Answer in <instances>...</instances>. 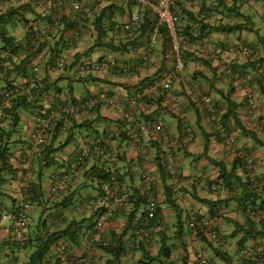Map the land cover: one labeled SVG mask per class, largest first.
Returning a JSON list of instances; mask_svg holds the SVG:
<instances>
[{"label": "trees", "instance_id": "16d2710c", "mask_svg": "<svg viewBox=\"0 0 264 264\" xmlns=\"http://www.w3.org/2000/svg\"><path fill=\"white\" fill-rule=\"evenodd\" d=\"M217 2V6L224 4L222 0ZM235 2L236 3H233L228 9L229 12L227 14H229V16L227 18L225 16V19L227 20L226 22H224L225 20H218L217 22L212 20L211 16L214 11L218 10V8L214 9L212 7L211 10L209 6L205 4L201 5L202 1L198 3V0H179L172 4L173 12L180 17L178 31L181 38L182 57L183 60H185L184 71L192 67V75L185 76L186 72L183 71V73L177 75L175 79H173L171 82V88L173 84L178 81V84L181 85V88H183L182 92L177 90L172 92V94H175L176 97L183 96L185 94V98L187 99L185 102L187 104L182 106L183 110L179 115L180 118L175 117L178 122L177 132H171L169 130V126H166L164 122L151 123H160L167 132L170 142H175V140L178 142L176 151L181 149L180 144L184 140H186V142H191L195 138L196 129H200L203 131V135L205 137L204 152L206 153L208 149L209 137H207V133L205 132V123L207 126L209 125L213 130H215L220 138H223V134L226 135V138L229 137L228 133H231L230 128H232V125L236 126L237 128L240 127L243 133L247 131L245 128H242L240 124V119L237 117V105L232 100L234 93L232 84L237 82V79L234 78V74H238L240 78L252 76L251 79L258 84L259 92L264 95V71L260 68L264 65V60H261L260 62L258 61L257 63L252 61L256 56V49L253 46H247V48L251 50L252 53L250 55L246 54L248 60L240 65L234 61L230 64L223 61L225 53L229 52L230 50H233L235 55H237L236 47H230V49H228L227 47H222L220 44V46H218L219 42H212L208 45V47H206L207 42L210 41L211 37H213L215 34L220 33L223 35L237 33L241 31V29L245 27L247 23H250V17H243L240 13L241 6L238 5L237 0H235ZM188 3H198L200 6H198V9L195 12L193 10H195L197 6L188 7ZM262 3L264 7V0H262ZM99 4L101 3L96 2L95 4L89 5L93 11L98 7ZM134 6V3L128 4L125 7L115 4H111L109 6L107 5L103 7L93 18L89 17L79 29L77 20L78 14L72 10H70L71 13L66 14L65 11L69 10L66 7H64V9H47L38 0H0V53L5 51L9 54V57L6 59L2 58L0 55V82L3 84V87H0V91L4 89L12 91L11 101L6 106H0V186L2 183H5L8 180L5 177L7 176V173L11 174L13 171H16L14 170V166L10 160L12 156L11 149L14 144L25 142L19 138V135L23 130L21 122L23 121L24 115L29 116L35 114L36 116L37 120L34 126L35 131L32 132L34 142L36 135L34 132L40 129V123L44 120L46 121V117L49 116V109H51V107H46V105L49 103L48 101H51L50 98L54 96L55 98L53 100H55V103L61 104L63 102L59 98V95L63 90V88L59 86V83L65 81V90L66 92H68V90L70 91V93H68L71 96H69L65 102H75L72 96V81L83 83L87 81V77L91 76L90 73H88L86 76L80 77L78 76L77 71L79 67L82 64H85L84 62L87 60H89L90 63H94L91 58L96 50L100 49L108 53H124L128 52V46H131V44H133L138 39H148L152 31V23L147 18V13L142 15V21L138 28L131 30L130 32H124L119 29H115V24L113 22L111 23L110 21L114 16L117 19H123L124 16H126V13L130 12ZM234 15H239L242 17L243 21L239 22V24L231 23L230 21ZM36 22H40V25L43 24V26L37 25ZM251 26L253 29L254 25L252 24ZM76 30L78 31L77 35L74 34V31ZM17 31H20L19 36H17ZM108 33H110V35H108ZM82 35L95 37V44L90 46L89 49L79 52V50H77V40ZM117 36H119L118 40H120V42L116 45L114 41L116 39L115 37ZM163 47L165 49V54L167 57H169L170 47L165 37ZM219 49L221 50V54L218 55L216 51ZM169 59L171 60V58ZM189 59L193 60L194 63L198 62V66L194 64L191 67L186 66L187 61L189 62ZM262 59H264V56ZM191 60L190 62H192ZM144 63L145 61L142 58L139 59V65H144ZM94 64H96V62ZM163 65H165V67L163 66L159 69V76H162V74H164L169 69L168 66L170 63H165ZM35 68L38 69V72L33 71ZM202 68L210 70L211 73L208 74ZM248 69L250 73L248 72ZM116 70V68L112 69L113 72H116ZM120 70L122 76H127L132 72L131 69H127L125 66H122ZM228 70L230 71V74L228 73ZM210 74H212V79L209 76ZM217 76H219V78H217ZM215 79H222L223 82L227 81L229 88L227 90L215 88V85L212 84ZM91 81L100 83L103 82V80H99L98 78H92ZM185 84L190 89L189 94H186L185 89L187 87ZM171 88L167 92L159 91L152 96L144 97L138 110L142 109L143 107L145 108L146 106H154L155 112L166 110L168 107L165 106L164 102H167V100L170 102L171 98H173V96H170L172 95L171 91H173ZM213 94L219 95L220 99L216 100L214 96H211ZM205 97L208 98L211 109L206 107V101H204ZM172 101L175 100H171V103ZM250 101L253 100H248V105ZM254 105L249 106L252 109L254 108ZM101 106L102 104H99L97 107L90 109L89 112L99 111ZM187 114L194 116L193 124L188 120ZM213 116L215 117V120L211 119ZM147 120H149V116L146 118V121ZM62 121L63 119H58L55 123L51 121L52 123L45 129V136L38 147L41 148L40 153L43 151L46 152L47 150L51 149L50 146H54L53 143L57 137L56 135L62 130H60L58 127L59 124L63 126ZM218 124H221L222 131L217 128ZM70 126V130L77 128L76 121L74 119L71 120ZM189 135H191V138H189ZM120 137L121 136L119 135L118 138ZM68 139L69 137L66 139L67 142L59 145L55 150L61 151L67 145L69 141ZM116 139L117 137L113 138V140ZM122 139L125 141L126 137ZM149 144L150 147L154 149V155L149 156L147 152L144 151V158H142V160L143 162H147L150 160V158L151 160L155 159V165L158 170L159 178L158 182H155V180L152 181V190L156 198L157 192L160 190L162 191L163 204H166L168 208L173 210L175 219L178 218L177 224L175 225V222L171 224V227H174V229H172V232H168L169 236L166 234L168 231L165 230L166 228H164V230H159V226L162 225L160 220L163 218L162 208L159 203L156 214L150 220L149 225L146 228V231H148V236H143L140 239L135 237L133 232L138 227L140 219L146 213V195L142 193V190H140V192L137 186L126 185V175H121L118 169L119 161H121L119 160V154L115 155L111 166L107 162H103L101 158L96 157L100 164L91 168V170L95 169V173L92 172V174L88 175V187L93 186L96 187V190L102 191L104 196L108 199L106 200L108 201V205L114 196L118 197L120 203L111 218L106 217L107 210H105L104 214H102L104 217H106V219H102V216L100 217L98 222L101 221L103 224L101 229H96L98 222H95V224L92 223L89 225L87 230L91 229L90 234L96 233L102 236L105 234V232L101 233L104 227V222L116 219L119 213L124 214L127 223L122 234L116 233L113 230L109 232V236H111V238L113 237V239H116L117 241L114 246L111 244L104 245L105 242L103 241H96L93 243V246L100 250H107V252L109 251L108 253L110 254L112 253L113 257L115 258L114 262L116 264H122L119 261V258L126 252V249L131 252L140 250L144 254L147 253L144 257V260H140L138 264H174V258L171 259V257L173 255V248L178 242L184 251L182 258H180L181 264H186V260H188L187 258L189 255H193L192 260L194 264H199L197 260L198 252H201L204 255L206 264H212V257L225 256L226 254L225 252L217 249L220 247L219 245H222L228 239H235V244L239 251V258L241 260L236 264H245L246 262L251 263L258 260L263 261V246L246 245V242L249 239H254V237H256V234H252L248 230L251 227V224L260 222L261 217H263L261 212L262 208L260 209L259 207H255L254 200L251 203H249L247 200H242L243 206L241 210L243 213H246L248 220L247 228L244 229L248 232L242 233L241 237L240 234H237L240 230L236 232V234L232 233L230 236H226L219 228L220 223L224 218V208L221 205L222 202H225L226 204L231 199L237 198L238 196L236 195V192L239 189L244 191L245 194L248 192H254V189L259 186V180L256 178V176L251 173L246 176L245 180H242L236 174L237 161L233 163L228 171V167L225 163L217 162L207 158V161H209L212 166L217 168V173L214 174L213 177L208 175L207 178H205L204 186L207 194L211 195L214 193L215 191L212 190V185L214 183H218L220 185V189L216 191V193L223 190L226 193L233 195L227 199H221L219 201H213L210 198H200L199 196L194 195L192 198L198 201V203L205 205L208 208V212L200 213V211L194 212L190 209L189 214H186L185 220V224L189 232L184 233V227L181 222L183 211L177 205V201L178 199L184 198L185 194L188 193L187 188L180 187L181 181H188L193 176L188 175L185 177L183 175V168L182 166H178L176 158L177 152L174 151L173 158L177 162V166L175 168L177 170L176 172L178 175L179 188L177 193L173 192L172 180L168 174V166L166 164L167 158L164 157L160 135L157 134L154 138H150ZM147 149L148 148H145V150ZM31 152L33 153L32 149ZM51 153L48 155H51ZM202 157L205 156H198L197 159H201ZM87 159L88 158H86L81 164H78V161L76 160V165L78 168L83 166ZM123 160L124 158H122V161ZM38 161L41 163H38L40 167L35 170V179L39 182L42 179L41 172L43 168L54 165L55 158L54 156H49V158L47 157L42 161ZM75 170L76 168H74V171ZM142 172L139 175V181L141 182V185L142 175L147 174ZM76 173L77 172L75 171L72 175L75 176ZM64 175H70V179L68 182L59 186V188L54 191L55 193L64 191L67 186L69 187V183L72 180L71 174L66 171V173L62 174L61 177ZM83 176L86 177L87 173H84ZM111 177H114L115 182L111 180ZM130 180L132 183H134V175L131 174ZM36 187L37 184L33 182L30 184V190L27 192L30 199L29 202H24L29 204V210L26 216L27 224L29 221L30 210L32 211L33 209L32 206L35 204L37 205V199L34 196ZM51 191L52 187L50 188V193ZM1 193L2 189L0 190V195ZM129 195L131 196L128 197ZM127 197L129 200L126 201L125 199H127ZM237 201L241 203L240 199H237ZM126 202L130 204V208L128 211H122ZM81 203L82 204H80L76 210H82L86 207H92L94 209V214H91L87 221H91L95 216L100 214L101 211H103L102 209L105 207V205H96L94 199L86 201L85 204H83V202ZM23 204H19L11 211L5 213L14 215ZM217 204V209H215ZM70 205L71 204H69V206ZM65 206L68 207V204ZM107 206L105 209H107ZM143 206L144 210L142 208ZM250 212L254 214L255 220L250 219ZM60 217L61 213L58 216L55 215L53 217L54 219L52 221L56 222L53 225L58 228H56V230L53 232L46 233L44 236L46 239L41 240L40 244H38L34 253L30 257L29 263L40 264L43 261L46 253L49 251L50 246L62 238H66L70 245H63L65 247L62 251L63 253H67L70 256V264H75L79 258L84 257L81 256L75 258L76 252H72L73 246H78L80 244L79 237L81 236L80 230L82 229L77 228V230L79 229L77 232L75 228H72L71 230L70 228H60L59 226L62 222ZM192 217H195L199 220L198 226H196L194 229L190 228V221ZM215 217L217 218V224L214 227L211 229L204 227L203 219H212ZM1 218L2 215L0 214V223H2ZM46 221L47 219L43 218L42 225L48 229ZM6 222H11V220ZM12 222L16 223L15 220ZM50 226L52 227V223H50L49 227ZM209 229L215 232L214 238L211 236V234H208L211 232ZM129 233L130 241L126 244V242L123 241V238ZM156 237H158V239L155 241ZM187 237H191L192 240L198 241V246L191 249V252L188 249L190 245H188V243L184 240V238ZM29 241L30 240L27 242ZM155 245L159 246V249L157 254L152 257L150 255V248ZM243 252L246 253L243 254Z\"/></svg>", "mask_w": 264, "mask_h": 264}, {"label": "crops", "instance_id": "0c3cea01", "mask_svg": "<svg viewBox=\"0 0 264 264\" xmlns=\"http://www.w3.org/2000/svg\"><path fill=\"white\" fill-rule=\"evenodd\" d=\"M81 1L88 4L102 2L95 10L92 11L91 17L93 18L108 4L106 1L109 0ZM199 1H202L201 5L205 4L210 6L211 4L216 5L219 0L211 3H208L207 0ZM237 3L243 9L242 11L251 10L257 18H260L262 21V30H260V27L254 30L255 26H253L252 29L251 25L253 22L250 20V23H247L241 31L223 35L215 34L214 38L218 40V46L221 45L222 47H227L228 49H230V47L235 48L236 45L243 43L248 46H253L256 49V56L252 61L255 63L258 61L260 62L261 60H264L262 59L264 56V7L262 0H237ZM190 4H192L191 6H196L195 3H188L187 6L189 7ZM246 4L248 5L247 9ZM257 4H259L258 7ZM197 9L198 7H196L194 11L196 12ZM65 12L66 14L71 13L70 9ZM217 12L220 13L219 11ZM234 17H237V15H234ZM238 17L237 18L239 20L242 19V17ZM36 24L40 25V22H36ZM40 26H43V24ZM248 32L251 34H248ZM19 35L20 31H17V36ZM108 35H110V33H108ZM251 35H254L253 39L251 38ZM119 36L115 37L116 39L114 42L116 45L120 42V40H118ZM92 37L82 35L77 40V50H79V52H83L88 49L90 47L89 43ZM147 42L148 39L140 38L131 44V46H128L129 51L124 53H108L102 50L98 53L100 49L95 51L96 53L92 55L91 59L96 63L101 62L104 59L113 58L114 54H121L120 61L117 62V70L116 72L105 70L100 76V73L98 72L97 77L103 80V82L100 84L92 82V87L88 93L80 94L73 87V100H88L94 96L107 94L115 96L123 104L118 107L102 105L99 111L93 112H89L88 109L82 110L69 120L66 128H63V126L59 124L58 127L62 130L56 135L57 137L53 143L54 146H50V150L40 153L41 148H39L37 153L31 152V149L34 147L32 132L35 131V127L32 129L30 124H35L37 119L35 114L29 116L24 115L23 121L21 122L23 130L21 131L19 138L25 142L14 144L11 149L12 156L10 160L14 166V170L16 171H13L11 174L7 173V176L5 177L8 180L0 186V190L2 189V193L0 195V214L3 215L5 212L11 211L15 208V206L17 207L19 204L21 205L24 202H29L30 198L27 192L30 190L29 187L32 182L37 184L34 195L37 199V205L35 204L32 206L33 209L32 212L29 213V221L25 229L19 228V226L12 221H4L1 223L0 264H32L29 263V260L38 244H40L41 240L46 239L44 238L46 233L53 232L56 228H58L53 225L56 222L52 220L55 215L58 216L60 213V218L63 222H61V225L59 224L60 228H70V230L72 228H75L76 230L77 228L82 229L80 230L81 236L79 237L80 244L78 246H73V250L76 252L75 258L84 256L89 260L90 264H116L112 253L110 254L107 250L98 249L93 246V243L96 241H103L105 242L104 245L111 244L114 246L117 241L116 239H113V237L111 238V236H109V232L113 230L116 233L122 234L127 220L123 213H119L116 219L104 222V227L101 233L105 232V234L102 236L96 233L90 234L91 229L87 230V227L92 223L95 224V222H98L101 216L102 219H105L102 214H104L106 210L105 207L108 205V201L106 200L108 199L104 196L102 191L96 190V187H88V175L95 171V169L91 170V168L95 165H99V160L96 157L91 156L80 168L76 165V160L85 145L94 142L104 143L112 147L115 151V155L119 154V160L121 161H119L118 169L121 175H126L125 178L127 186H137L139 191L142 190L143 185H141V182L139 181V175L143 169L142 173L149 174L155 182H158L159 174L155 165V159L151 160L150 158L147 162H143L142 160V158H144V151L150 156L154 155V149L150 147V139H145L139 134L138 127L139 124L144 123L164 122L166 126H169V130L171 132H177L178 123L175 122L177 119H173V107H170L171 100H179L176 98L175 94H172L175 89L171 91L172 95L170 96H173V98H171L170 102L168 100L167 102H164L165 106L168 107L166 110L155 112L152 106L151 109H145L143 107L135 112V118L132 122H124L122 119V114L125 112L123 108L125 107L126 100L138 90V86L157 77L155 74L160 73L159 69L164 66L163 64L170 63V59L165 54V49L160 41L158 46L150 51L147 50ZM211 43L212 40L208 41L206 47H208ZM143 53H147L148 60L144 63V65H139V59H143ZM247 60V56H237L233 50L225 53V57H223V61L228 64L234 61L240 65L245 63ZM122 66H125L127 69H131L132 72L127 76H122L120 73L121 70H119ZM260 68L264 71V65ZM251 77L247 76L248 80L246 79V82L244 83L242 81H237L232 84V87L234 88L232 100L237 105V117L240 119L242 128L247 130V133H243L240 127L237 128L232 125V128H230L231 133H228L229 137L224 139L220 138L215 130H213L209 125L207 126L205 123V132L207 133V137H209L208 149L206 153L204 152L205 137L203 135V131L200 129H196L195 138L191 142H186V140H184L180 144V148L182 147V150H186V152L185 154H180L179 150L178 152L176 151L178 166H182L183 175L185 177L188 175H192L193 177L188 181H181L180 187L187 188L188 193L185 194L184 198L178 199L177 205L185 215L189 214L190 209L194 212L200 211V213H206L208 212V208L194 200L192 198L194 195H197L200 198H210L213 201H219L221 199L231 197L233 194H228L223 190L217 193L214 192L211 195L207 194L204 186L205 178H207L208 175L213 177V175L217 173V168L212 166L209 161H207V158L225 163L228 167V171L233 163L237 161V176L242 180H245L246 176L252 173L259 180V186L254 189V192H248L246 194L244 191L239 189L236 192V195L238 196L237 198L231 199L226 204L225 202H222L221 205L224 208H222L224 218L220 223L219 228L226 236H230L232 233L236 234V232L240 230L239 232L241 233L238 232L237 234H240L241 237L242 233L248 232L244 229L247 228L248 225L247 215L242 212L241 208L244 200H247L249 203L254 200V206L259 207L260 209L262 208L261 212L263 217H261L260 222L251 224V227L248 230L250 233L256 234V237H254V239H249L246 242V245L263 246L264 250V95L259 92L258 84L252 80ZM217 78H219V76H217ZM106 81L109 87L102 88L103 83ZM176 84H178V81L173 84V87ZM212 84H214L217 89L227 90L229 88L227 81L223 82L222 79H218L216 82L213 81ZM59 86L63 88L61 94L59 95V98L63 102L61 104L55 103V100H53L55 97L52 96L50 98L51 101H48L49 103L46 105V107H51V110H56L59 106L67 105L65 100L71 96L69 94L70 91L68 90V93L65 90V81L59 83ZM0 87H3L2 82H0ZM212 96H214L216 100L220 99L219 95L213 94ZM248 100H253V104L255 103L254 108H250L247 104ZM146 116H149V120L147 121ZM72 119L76 121L77 125V128L74 130H70ZM77 130L78 134L80 133L81 135L79 134L80 137L77 136V140H75L74 136L77 133ZM84 130H87V132L83 133ZM110 133L114 134L112 138H110ZM119 135L122 138L126 137L125 141H123L121 137L118 138ZM67 137H69L67 145L61 151H56L55 149L59 145L67 142ZM114 137H117V139L113 140ZM70 142L72 146L68 147ZM145 148L148 149L145 150ZM49 153H51V155H48ZM202 155L206 158L202 157L201 159H197L198 156ZM49 156H54L56 163L54 162V165L43 168L41 172L42 179L38 182V180L35 179V170L40 167L38 163H41L38 160L42 161L47 157L49 158ZM122 158H124L123 161ZM74 168H76L75 171L77 172L75 176L72 175L75 172ZM66 171L69 172L72 177L69 187L67 186L68 188L66 187L64 191L50 193L52 185L60 183L62 178L61 176L62 174H65ZM84 173H87L86 177L83 176ZM131 174L134 175V183L130 180ZM130 196L131 195L128 197ZM128 197L125 199L126 201L129 200ZM90 199H94L96 205H105V207L102 209L103 211L98 214L100 216L97 215L91 221H87L90 215L94 214V209L86 206V208L82 210L76 209L80 204H82L81 202L85 204V202ZM157 199L163 212V220H160L162 225L159 226V230H164V228H166L165 230H168L166 234L169 236L168 232H172L171 224L175 220V214L166 204H163V194L161 190L157 192ZM237 199H240L241 203L238 202ZM67 204L68 207L65 206ZM69 204L71 205L69 206ZM36 206L40 210L37 214ZM217 206L218 204L215 209H217ZM129 208L130 204L126 202L122 211H128ZM142 208L144 210V206ZM34 216L35 218H33ZM43 218L47 219L46 224L48 229L42 225ZM50 223H52V227H49ZM129 237L130 233L123 238V241L126 242V244L130 241ZM157 239L158 237L155 238V241ZM28 240L30 241L27 242ZM184 240L188 243V245H190L188 248L190 252L191 249L198 246V241L192 240L191 237L184 238ZM63 245L70 246L66 238L59 239L52 244L40 264H70V256L67 253L62 252L63 250L61 247ZM219 246L220 247L217 249L225 252L226 254L224 253L225 256L212 257V264H236L241 261L238 254V247L235 244V239H228ZM158 249L159 246L156 245L151 247L150 255L154 257L157 254ZM173 249L171 259L174 258V264H181L180 258H182L184 253L183 248L177 242ZM146 254L140 250L131 252L126 249V252L119 258V261L122 264H138L140 260H144ZM192 257L193 255L188 256L186 264H194ZM245 264H264V260L253 261L251 263L246 262Z\"/></svg>", "mask_w": 264, "mask_h": 264}, {"label": "built area", "instance_id": "2783aa9c", "mask_svg": "<svg viewBox=\"0 0 264 264\" xmlns=\"http://www.w3.org/2000/svg\"><path fill=\"white\" fill-rule=\"evenodd\" d=\"M41 2L45 8H54V9H64V7L76 12L78 14V28L80 29L84 22L87 21L89 17L92 15L91 7L88 3L79 1V0H38ZM117 5H127L128 3H134L137 10L141 9L144 12H147V15L149 18H151L152 22L154 23V31H153V37L151 39L150 48H153L157 44V38L159 29L163 28L165 29V32L167 34V37L169 38L170 48L173 55V68L168 69L160 78L157 80L151 82V83H145L142 86L138 88V90L129 97L125 103V111L124 119L127 122H130L135 112L140 106V103L143 101V98L146 96H152L156 93L160 92H167L169 91L171 87V82L173 79L180 74L184 70V61L181 54V40L178 32V22L179 18L178 16L172 12V4L177 0H112ZM111 23L113 22L115 24V29H119L124 32H130L131 30H134L137 28L140 24V15L136 10H133L132 12L127 14V19L125 21L120 22L116 17H113L111 20ZM119 21V22H118ZM78 31H74V34L77 35ZM216 53L219 55L221 54V50H217ZM252 51L249 50L246 46L239 45L236 48V54L238 56H245L246 54H251ZM1 57L6 59L9 57V54L7 52L0 53ZM109 63L108 62H102L100 64H91V63H85L82 64L77 73L78 75H83L87 73L88 71H97L104 68H108ZM34 72H38V69L35 68L33 70ZM228 73L230 74V71L228 70ZM234 78L237 79V81H242L243 83L246 82L247 78H240L238 74H234ZM12 91L8 90H2L0 91V106H6L12 99ZM204 101H206V107L211 109V106L209 105L208 98L205 97ZM99 103H104L105 105L109 106H117L120 104L119 100L116 97L108 96V95H101L99 97L92 98L87 101H79L75 104H68L66 106H59L56 110H50L49 116L46 117V121L40 123V129L36 130V135L34 138V147L32 148L33 152L37 151L38 146L41 144L44 136H45V129L51 124V121H54L56 119H63L64 126H67L69 118L72 117L77 112H80L81 110L85 109H91L98 105ZM250 106H253V101L249 102ZM212 120H215V117L213 116L211 118ZM217 128L222 131L221 124H218ZM139 134L145 138L150 139L154 138L157 134L160 135V140L162 142L163 146V152L164 157L167 158V166H168V174L172 180V190L173 192H178V175L176 170V161L173 158V152L177 149V143L170 142L169 136L167 132L164 130V127L160 123H150V124H139L138 127ZM191 138V135H189ZM223 138H226V135H222ZM91 156L99 157L102 159L103 162H107L110 166L112 165V161L115 157V154L113 150L106 144H98V143H91L88 145H85L83 149L80 151L77 161L78 164H81L86 158H89ZM114 168V167H112ZM70 179V175H64L61 178L60 183H56L52 185V192L57 190L59 186H61L63 183L68 182ZM111 180L115 182L114 177H111ZM152 181L153 178L149 174H143L142 175V193L146 195L145 200V215L140 219L138 227L134 230V236L137 238H142L148 236V231H146V228L149 225L150 220L154 217L158 210L159 201L154 195V192L152 190ZM220 189V185L218 183H214L212 185L213 191H218ZM120 200L118 197L114 196L111 199L110 204L107 206L106 211V217L111 218L115 211L117 210L119 206ZM29 210V204L24 203L16 212L14 215H10L9 213H4L1 218V222L8 221V220H15L17 225H19L22 228H26L27 226V212ZM105 217V219H106ZM249 217L251 220H255L254 214L252 212L249 213ZM199 220L195 217L191 218L190 221V228L194 229L196 226H198ZM204 227L206 228H212L217 224V218L212 219H203ZM103 226L102 222H98L96 225V229H101ZM1 227V223H0ZM209 229V230H210ZM211 231V230H210ZM209 235L214 238L215 232L212 230ZM132 245V244H131ZM65 246H62L61 249L64 250ZM246 252H243L245 254ZM197 260L199 264H206L205 257L201 252H198L197 254ZM75 264H90L89 260L87 258H79Z\"/></svg>", "mask_w": 264, "mask_h": 264}, {"label": "rangeland", "instance_id": "374dc122", "mask_svg": "<svg viewBox=\"0 0 264 264\" xmlns=\"http://www.w3.org/2000/svg\"><path fill=\"white\" fill-rule=\"evenodd\" d=\"M214 1H216V0H207V2L208 3H211V2H214ZM223 2H224V4H222L221 6H217V5H213V4H211L209 7H210V9L213 7L214 9L215 8H218V10L217 11H222V12H220V13H224V14H220V13H218L217 11V13L214 11V13L212 14V20H214V21H218V20H225L224 22H226L227 20L225 19V16H226V18L229 16V14H227L228 12H229V8H230V6H232V3H235V0H222ZM107 3H108V1H106ZM99 3H102V2H99ZM229 4H230V6H229ZM226 5V6H225ZM191 6V5H190ZM259 6V4H257V7ZM248 8V5L246 4V9ZM135 9V8H134ZM245 9V10H246ZM136 10V9H135ZM212 10V9H211ZM243 9L242 8H240V13L242 14V16L243 17H245V18H249L250 17V19L252 20V22H253V24H254V26H255V28H254V30H256L258 27H260V30H262V21L260 20V18H257L256 17V15L251 11V10H246V11H242ZM194 11V10H193ZM211 12V11H210ZM139 14H143L142 12H139ZM252 14V15H251ZM239 16V15H238ZM237 16V17H238ZM234 17V16H233ZM232 17V20L230 21L231 23H238L239 24V22H241L242 21V19H238L237 17H234L233 18ZM251 22V23H252ZM248 34H251L250 32H248ZM217 35H221L220 33L219 34H217ZM216 35V36H217ZM252 37V39L254 38V35H251ZM211 40H212V42H214V43H217L218 42V40L217 39H215L214 38V36L213 37H211ZM95 42V37H92L91 39H90V43H89V45L90 46H92L93 44H95L94 43ZM89 49V48H88ZM100 51L101 50H99L98 51V53H100ZM102 51H104V50H102ZM104 52H106V51H104ZM96 53V52H95ZM120 56H121V54L120 55H118V54H114V56H113V58L111 57L110 59H109V62L111 63V66H110V71H112V69H114V68H116L117 69V62H119L120 61ZM192 59V58H191ZM191 59H189V62L187 61V64H186V66H192L193 64L194 65H196V66H198V62L197 63H194V61L193 60H191ZM190 60L192 61V62H190ZM114 61H115V63H116V65L114 64ZM185 61V60H184ZM202 69H204V71H206L208 74L209 73H211V71L210 70H208V69H206V68H202ZM109 69H106V71H108ZM120 70V69H119ZM105 71V70H104ZM103 70H100L99 71V76L100 75H102L103 74V72H104ZM192 67L190 68V69H186V71H184V72H186L185 74V76H190V75H192ZM188 73V74H187ZM91 76H89V77H87L86 78V80L88 81H86V82H77V81H72L73 82V87H74V89L78 92V93H80V94H85V93H88V92H90V89H91V87H92V78H98L97 76H98V73H95V74H90ZM210 76V78L212 79V74H210L209 75ZM99 79V78H98ZM99 80H101V79H99ZM216 81H218L217 79L215 80V82ZM67 83V82H66ZM97 84H100V82H96ZM187 84V83H186ZM185 84V85H186ZM224 86V85H223ZM108 88L109 87V85H108V83H107V81L105 82V83H103V85H102V88ZM186 94L188 93H190V89H189V87L186 85ZM171 89H175V91H177V90H179V92H182V89L183 88H181V85H179V84H176V85H174V87L172 86V88ZM212 96V95H211ZM177 99H179V100H175V101H172V103L170 104V107H173L172 108V115H173V119H175L174 117H179V115H180V113H181V111L183 110V105L184 104H187L185 101L187 100L186 98H185V94L183 95V96H177L176 97ZM153 108H154V110H155V107L154 106H152ZM151 106H146L145 108H147V109H151L152 108ZM159 112V111H158ZM180 118V117H179ZM187 118H188V120L190 121V122H192V124L194 123V116H192L191 114H187ZM176 123H178L177 121H175ZM35 126V124H30V127H34ZM85 132H87V130H84L83 131V133H85ZM80 134V133H79ZM79 134H78V130H77V133L75 134V136H74V139L75 140H77V136H79ZM81 135V134H80ZM80 137V136H79ZM79 139V138H78ZM193 143V142H192ZM69 146L68 147H71L72 145H71V142H70V144H68ZM183 148L181 147V149L179 150L180 151V154H185V152H186V150L184 151V150H182ZM189 150V149H188ZM178 152V151H177ZM57 169V168H56ZM50 171V170H49ZM38 211H40L39 210V208H37L36 207V214L38 213ZM32 211L30 210V213H31ZM33 218H35V216L33 217ZM185 220H186V215L183 213L182 214V216H181V222H182V225H183V227H184V233H188L189 232V230L187 229V226H186V224H185ZM175 225L177 224V222H178V218H176L175 219ZM172 229H174V227H172Z\"/></svg>", "mask_w": 264, "mask_h": 264}, {"label": "clouds", "instance_id": "9594fccd", "mask_svg": "<svg viewBox=\"0 0 264 264\" xmlns=\"http://www.w3.org/2000/svg\"><path fill=\"white\" fill-rule=\"evenodd\" d=\"M79 1H81V0H79ZM177 1H179V0H177ZM83 2H84V1H83ZM175 2H176V1H175ZM175 2H174V3H175ZM200 2H201V1L198 0V3H200ZM174 3H173V4H174ZM198 3H196V6H197V7H198V5H199ZM111 4H112V5H114V4L117 5V4L114 3L112 0H109L107 5L109 6V5H111ZM128 4H131V3H128ZM128 4H127V5H128ZM107 5H106V6H107ZM127 5H119V6H124V7H125V6H127ZM134 8L136 9V11H137L138 13H139V12H142L143 14H144V13H147V12H144L143 10H141V9H138V10H137L136 6H134V7L131 9L130 12H132L133 10H135ZM130 12H127V13H126V16H124V19H122V18H121V19L118 18V20H120V22L125 21V20L127 19V14L130 13ZM172 12H173V10H172ZM173 13H174V12H173ZM143 14H139V15H140V24H141V21H142V15H143ZM146 15H147V14H146ZM176 15H177V14H176ZM177 16H178V15H177ZM114 17H115V16H114ZM147 18H148V19L150 20V22L152 23V31H151V33H150V35H149V37H148V42H147V50L150 51V50H152L153 48H156V47L158 46L159 41L163 44V43H164V37L167 39V41H168V43H169L170 41H169V38L167 37V34H166V32H165V29L160 28V29H159V33H158L159 36H158V38H157V44H156L153 48H150L151 39H152V37H153V31H154V30H153V29H154V23L152 22L151 18L148 17V15H147ZM178 18H179V21H180V17H179V16H178ZM178 23H179V22H178ZM140 24H139V25H140ZM137 28H138V27H137ZM135 29H136V28H135ZM135 29H134V30H135ZM178 32H179V31H178ZM179 36H180V34H179ZM180 40H181V38H180ZM239 45H243V46H246V47L248 46V45H245L244 43H243V44H239ZM239 45H236L235 47L237 48ZM169 47H170V43H169ZM181 54H182V48H181ZM182 55H183V54H182ZM237 56H238V55H237ZM245 56H246V55H245ZM147 57H148L147 53H144V54H143V60H144L145 62L148 60ZM169 58H171V60H170V66H168L169 69H170V68H173V62H174L171 48H170V56H169ZM182 58H183V57H182ZM105 60H106V61H105ZM183 61H184V60H183ZM102 62H108V63H109V67H108V68L101 69V70L104 71V70L110 68L111 63L109 62V59H104L103 61L98 62V63H96V64H100V63H102ZM84 63H90V61L87 60V61L84 62ZM94 63H95V62H94ZM94 63H91V64H94ZM114 64H115V61H114ZM94 65H95V64H94ZM162 67H163V66H162ZM162 67H161V68H162ZM164 67H165V65H164ZM184 69H185V61H184ZM162 70H164V69H162ZM99 71H100V70H97V71H96V70H95V71H88L87 73H85V74H83V75H81V76H80V75H78V76L83 77V76H86L88 73H90V74H94V73H98ZM183 71H184V70H183ZM183 71H182L181 73H183ZM181 73H180V74H181ZM77 74H78V73H77ZM162 75H163V74H162ZM178 75H179V74H178ZM155 76H157V77H155L153 80L148 81V82H146V83H151V82H153V81H155V80H157L158 78L161 77V76H159V74H157V75H155ZM174 79H175V78H174ZM142 85H143V84H142ZM142 85H140V86H142ZM140 86H138V88H139ZM170 88H171V87H170ZM134 93H135V92H134ZM134 93H133V94H134ZM133 94H132V95H133ZM104 95H105V94H104ZM106 95H107V94H106ZM100 96H101V95H100ZM108 96H110V95H108ZM95 97H99V96H94V97H92V98H95ZM113 97H115V96H113ZM130 97H131V96H130ZM92 98H90V99H92ZM90 99H88V100H90ZM117 99H118V98H117ZM118 100H119V99H118ZM79 101H87V100H85V99H79V100H77V101H75V102H68L67 105H68V104H75V103H77V102H79ZM126 101H127V100H126ZM119 103H120V104H119L118 106H121V105L123 104V103H121L120 100H119ZM125 103H126V102H125ZM99 104L105 105L104 103H99ZM99 104H98V105H99ZM98 105H96L95 107H97ZM64 106H66V105H64ZM95 107H93V108H95ZM112 107H117V106H112ZM91 109H92V108H91ZM50 110H51V109H49V112H50ZM85 110H86V109H85ZM88 110H90V109H88ZM52 111H53V109H52ZM81 111H82V110H81ZM137 111H138V109H137ZM78 113H79V112H77L76 114H78ZM76 114H74L73 116H75ZM73 116H72V117H73ZM72 117H70L69 120H70ZM134 118H135V115H134L133 119H132L130 122H132V121L134 120ZM58 119H59V118H58ZM58 119H56V120H54V121H52V122L55 123ZM122 119H123L124 122H127V121L124 119V114H122ZM52 122H51V123H52ZM68 122H69V121H68ZM144 124H146V123H144ZM67 125H68V124H67ZM66 127H67V126H64V124H63V128H66ZM110 134H111V135H110V138H112V137L114 136V134H113V133H110ZM94 143H95V142H94ZM89 144H91V143H89ZM98 144H104V143H98ZM106 145H107V144H106ZM108 146L112 149V147H111L110 145H108ZM38 147H39V146H38ZM38 149H39V148H37V151H38ZM112 150H113V149H112ZM37 151H36V152H37ZM113 152H114V154H115V151H114V150H113ZM33 153H34V152H33ZM51 192H52V191H51ZM16 224H17V223H16ZM27 225H28V224H27ZM18 226H19V225H18ZM26 227H27V226H26ZM19 228H21V229H25V228H22V227H20V226H19ZM72 252H74V250H73ZM82 258H85V257H82Z\"/></svg>", "mask_w": 264, "mask_h": 264}]
</instances>
